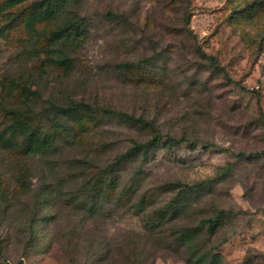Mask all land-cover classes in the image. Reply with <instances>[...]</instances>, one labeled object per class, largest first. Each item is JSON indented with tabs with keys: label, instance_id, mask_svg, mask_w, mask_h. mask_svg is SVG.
<instances>
[{
	"label": "rangeland",
	"instance_id": "374dc122",
	"mask_svg": "<svg viewBox=\"0 0 264 264\" xmlns=\"http://www.w3.org/2000/svg\"><path fill=\"white\" fill-rule=\"evenodd\" d=\"M8 1L0 264H264V0ZM72 102L94 113L30 153L28 131L56 134L51 105ZM221 211L216 234L177 244Z\"/></svg>",
	"mask_w": 264,
	"mask_h": 264
},
{
	"label": "trees",
	"instance_id": "16d2710c",
	"mask_svg": "<svg viewBox=\"0 0 264 264\" xmlns=\"http://www.w3.org/2000/svg\"><path fill=\"white\" fill-rule=\"evenodd\" d=\"M24 0H9L7 3L8 7H14L17 6L19 4H21ZM61 0H50V4L54 6H58ZM49 7V6H47ZM59 7H57L56 10H58ZM46 11L49 12H53V10H51V8H46ZM112 18H115L117 16L115 15H110ZM73 25L70 24L69 27H66V29L70 32L71 28ZM71 35H68V32H63L61 31L59 33L58 39L62 40L64 38H70ZM69 40V39H68ZM210 64L212 65V67L215 70H219V71H224L223 68H221L217 63L216 60L214 58H208ZM67 61L64 60L63 62ZM129 65H118L116 67L117 71H124L126 70V68H128ZM27 92L31 93L30 89H27ZM51 109L54 111V115H55V124L53 126V128H55V132L56 134L51 135L45 132H42L40 130L37 131H28V137H27V146H28V150L30 153H34V154H38L40 152H45L47 150H49L54 143H58L60 142V134L58 133L59 128L62 126V121H70V122H80L83 120L84 115L89 116V114L92 112L94 113V110L92 109V107L85 105V104H77L75 102H72L70 105L67 106H59V105H51ZM103 114L108 115V116H117V117H121L126 123L128 124H133V125H142V126H148L150 125V123H148L145 119L143 118H136L132 115L126 114V113H119L116 111H111V110H102ZM15 116H21L20 113L18 112H14L12 113ZM24 132H27V130L23 129ZM162 138L159 136H156L153 140L145 143V144H139V143H134L133 148H131L130 151H128L127 153L119 156L116 160V165L120 166V165H124L128 162H130V160L133 157H136L138 154L144 153L146 156H148V154H150V152H152V150L154 148H157L158 144L161 142ZM168 142L171 143L172 145H177L179 143V141L169 138ZM114 166L111 168L112 173L116 172L114 170L115 168ZM160 214V213H159ZM229 216V212H225V211H221L218 216L216 218H212V219H207L201 222L200 226L196 229V232L194 229H190L185 233H182L180 235H178V239H177V244L179 245H183L184 244H188L191 245L192 244V240L195 239L196 235L199 234V232H201L202 228H206V232L209 235H214L216 234L217 230L220 228L221 223L223 222V220H225L226 217ZM159 221L164 223L167 222V216L166 215H161L159 218ZM198 231V232H197ZM217 256H215L216 258ZM209 259V257H208ZM200 260L203 262L207 261V256L205 255H201ZM210 264H212V262H210Z\"/></svg>",
	"mask_w": 264,
	"mask_h": 264
}]
</instances>
